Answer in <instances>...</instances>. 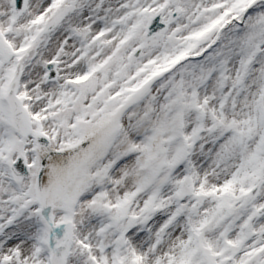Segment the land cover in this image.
<instances>
[{"label":"snow or ice","instance_id":"6c2138e0","mask_svg":"<svg viewBox=\"0 0 264 264\" xmlns=\"http://www.w3.org/2000/svg\"><path fill=\"white\" fill-rule=\"evenodd\" d=\"M0 264H264V0H0Z\"/></svg>","mask_w":264,"mask_h":264}]
</instances>
